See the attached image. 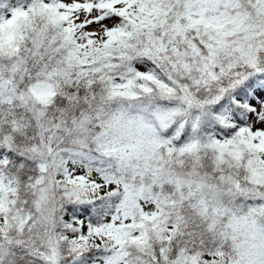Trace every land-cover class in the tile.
I'll list each match as a JSON object with an SVG mask.
<instances>
[{
  "label": "snow or ice",
  "instance_id": "1",
  "mask_svg": "<svg viewBox=\"0 0 264 264\" xmlns=\"http://www.w3.org/2000/svg\"><path fill=\"white\" fill-rule=\"evenodd\" d=\"M0 264H264V0H0Z\"/></svg>",
  "mask_w": 264,
  "mask_h": 264
}]
</instances>
